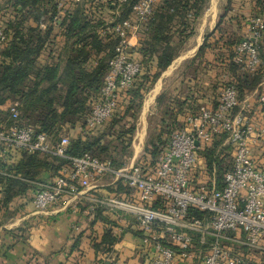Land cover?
<instances>
[{
    "label": "built area",
    "instance_id": "1",
    "mask_svg": "<svg viewBox=\"0 0 264 264\" xmlns=\"http://www.w3.org/2000/svg\"><path fill=\"white\" fill-rule=\"evenodd\" d=\"M84 1L89 2L58 0L61 15L70 3ZM100 1L111 7L107 25H113L111 32L118 42L85 127L78 128L84 133L114 116L141 72V63L128 52L129 40L136 22H146L159 0H140L126 18L122 15L129 0ZM250 21L246 37L234 48V61L254 70L262 61L257 41L264 35V14ZM6 40L0 25V46ZM238 95L236 85L228 83L221 88L216 107L202 104L188 113L183 127L171 133L167 148L155 163L140 158L129 166L116 167L112 160L89 153L70 158L52 181L35 182V212L47 213L61 202L73 204L110 177L113 184L128 188L130 193L104 199L101 204L117 217L119 213L133 217L144 233L151 264H261L257 254L264 255V172L260 168L264 154L260 159L253 150L264 139V125L254 128L245 107L238 109ZM260 100L264 103V95ZM10 118V124L0 125V157L23 151L65 156L68 135L53 145L46 133H35L33 127L20 124L17 104L11 106ZM215 143L219 144L218 153L228 147L231 155V168L221 179L215 167L212 172L203 169L198 157L201 146ZM191 208L204 216L191 218ZM110 264H120L117 255Z\"/></svg>",
    "mask_w": 264,
    "mask_h": 264
},
{
    "label": "trees",
    "instance_id": "2",
    "mask_svg": "<svg viewBox=\"0 0 264 264\" xmlns=\"http://www.w3.org/2000/svg\"><path fill=\"white\" fill-rule=\"evenodd\" d=\"M92 1L70 3L62 16L58 0H2L0 14L5 9L6 12L0 19V25L7 40L0 46V125L12 122L10 108L17 104L20 124L33 127L35 133H46L53 145L60 142L68 129L85 127L91 106L104 86L109 61L118 42L111 32L113 25H107L110 20L107 11L111 7L104 3L92 7L89 5ZM139 1L129 0L122 18H126L132 6ZM208 1L159 0L156 4L153 14L146 21L138 45L140 58L137 60L142 66L141 72L109 120V124H112L109 131L119 126L116 141L106 140L110 134L104 128L98 135L79 132L71 138L64 157L54 153L23 151L20 152L19 162L11 165L6 160H10L13 153L5 158L0 157V168L6 172L0 173V182L5 184V206L14 198L26 195L29 189L35 193V182L52 181L60 169L70 163V158L89 153L112 160L116 165L113 159L107 157L111 154L114 142L119 146L128 135L131 141L146 93L154 87L194 34L195 24ZM231 1L228 0V8L221 15L216 29L206 37L191 62L209 65L214 70L221 69L227 80L224 86L234 83L238 89L239 109L245 97L264 79V35L257 41L262 61L256 69L250 70L243 62L234 61V48L242 41L240 32L244 25L240 20L235 27L232 18L225 20ZM256 4L258 10L251 14L249 21L244 20L249 26L250 19L264 14V0H256ZM257 11L260 14H256ZM45 22H52L59 31L56 33L52 26L42 29L40 24ZM57 35L66 38L63 57L57 63L42 64L40 57L43 51ZM177 103L175 101L170 110H176ZM178 104L182 105L181 102ZM217 104L218 99L212 107ZM199 106H193L191 112H195ZM127 117H130L128 121ZM179 123L180 119L165 123L166 139L160 136L159 144L154 141L150 143L142 159L155 163L167 148L171 133L179 129ZM218 147V143L205 144L200 147L198 157L203 169L212 172L215 167L221 179L224 172L231 168V155L228 147L219 153ZM260 165L264 172V159ZM124 189L130 193L128 188ZM202 216L204 213L191 208V218ZM119 241L107 233L104 242L98 247L103 252L112 253L111 247Z\"/></svg>",
    "mask_w": 264,
    "mask_h": 264
},
{
    "label": "crops",
    "instance_id": "3",
    "mask_svg": "<svg viewBox=\"0 0 264 264\" xmlns=\"http://www.w3.org/2000/svg\"><path fill=\"white\" fill-rule=\"evenodd\" d=\"M99 3H101L100 0H93L88 4L95 7L100 5ZM231 3L225 20L232 18L235 27L240 20L243 21L242 25L244 26L240 32V38L244 39L249 27V24H246L247 22L245 23L244 20L249 21L248 18L251 14L258 10L256 0H245L244 2L232 0ZM227 6L228 0H210L208 2L195 24L194 34L187 40L177 56L178 61L195 57L206 37L216 29L221 15L228 8ZM256 14H260V12L257 11ZM109 16L111 18L112 13L107 11V17ZM0 17H2L1 14ZM40 25L42 29L52 26L56 33L59 31V28L55 27L52 22ZM146 25V22H136V28L132 31L129 40L128 52L135 59L140 58L137 50ZM65 42L66 38L57 35L43 51L40 57L41 63H57L65 53ZM171 65L167 69H174V65ZM204 67L209 73L215 72L209 65ZM167 69L153 87V99L157 93L163 90L162 81ZM191 80H186L187 93L179 88L176 98L172 99L169 104V108H171L177 99L182 100V102L178 101V103L181 102V106L177 104L179 106H176V110L169 109L168 112L172 121L180 119L179 128L183 127L182 120L186 114L191 112L193 106L202 104L213 106L221 90L220 88L217 91L215 87L213 89L208 86L203 87L204 90L202 87L197 89L199 85H195L194 80ZM159 84L160 87H157ZM261 95H264V79L241 102V107H245V113L256 130L264 125V103L260 100ZM96 129L90 131L89 134L97 135ZM253 153L255 157L261 159L264 154V139H261ZM20 158V153H14L6 162L10 165L17 164ZM139 159L136 157L132 163ZM0 173L6 174L1 168ZM124 188L121 185L113 184V179L108 177L102 181L99 188L90 191L79 201L73 204L61 202L51 207L47 213H36L32 202L34 192L30 189L26 195L14 198L5 206V184L0 182V264H110L113 255H117L120 264H151V252L144 242V233L137 227L133 217L126 213H119V218L109 211L108 206L101 204L104 199L113 196H126ZM100 211L101 213H99ZM100 214L102 216H99ZM107 233H110L113 238L120 239L111 247L112 253L103 252L98 247L104 242V235ZM243 250L245 254H250L249 250L245 248ZM257 260L264 264V255L257 254ZM181 264L199 263L195 261Z\"/></svg>",
    "mask_w": 264,
    "mask_h": 264
},
{
    "label": "rangeland",
    "instance_id": "4",
    "mask_svg": "<svg viewBox=\"0 0 264 264\" xmlns=\"http://www.w3.org/2000/svg\"><path fill=\"white\" fill-rule=\"evenodd\" d=\"M240 1L244 2L245 0ZM208 2H210V0ZM5 12L6 11L2 12L1 15H4L3 13ZM1 18L2 17H0V19ZM191 61L192 59H184L181 61H178L176 59L171 65H174V69L169 68L165 72L166 74H164L165 78H163L162 81L163 90H161L160 93H157L154 96V99L152 98V95L154 94V88H152L148 93H146L143 101V107L141 109V112L139 113L138 120L136 123V131L132 136L131 141H129L128 135L124 140L125 142L123 144H119V146H116L114 142L111 154L107 155V157L114 160V162L116 163V167L129 166L136 157L142 158L145 153V148L150 145V143L154 141L159 144L158 138L160 136H162L163 140L166 139L167 134L165 123L167 124L171 121L168 113L170 109V101L176 98L175 96L179 88L181 90H184V93H187L186 80L190 81V79H192L191 81H193V79H196L194 80V84L199 85L197 89L199 87H202V90H204L203 87L208 86L212 87L213 89L215 87V90L218 91L224 86L226 77L223 76L221 69H213L215 72L211 71L209 73L206 71V68L203 65L192 64ZM195 81L198 82L195 83ZM166 86L168 87L167 89ZM157 87H160V84ZM179 100L182 102L181 99H177V102ZM123 109H121V112L123 111ZM129 119L130 117H127L126 121H128ZM110 122L111 121L105 123L104 125L99 127V129L97 128L96 133L98 135L105 128L104 130L110 134V136H108L106 140L116 141L119 126H117L116 128L112 127L109 131V127L112 125L109 124ZM128 127L129 126H127V128ZM65 132L64 133L68 135L70 140L71 138L76 137L79 134V131L77 129H68ZM118 152L122 154L121 158H119L120 154H118ZM116 158L120 159L121 161H118Z\"/></svg>",
    "mask_w": 264,
    "mask_h": 264
},
{
    "label": "water",
    "instance_id": "5",
    "mask_svg": "<svg viewBox=\"0 0 264 264\" xmlns=\"http://www.w3.org/2000/svg\"><path fill=\"white\" fill-rule=\"evenodd\" d=\"M197 144H199V143H197Z\"/></svg>",
    "mask_w": 264,
    "mask_h": 264
}]
</instances>
